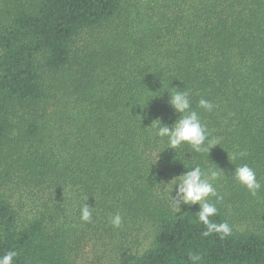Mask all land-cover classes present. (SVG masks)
<instances>
[{"label": "trees", "instance_id": "obj_1", "mask_svg": "<svg viewBox=\"0 0 264 264\" xmlns=\"http://www.w3.org/2000/svg\"><path fill=\"white\" fill-rule=\"evenodd\" d=\"M173 87L219 138L209 154L155 135L156 120L178 118ZM236 150L247 155L232 161ZM213 163L225 175L211 219L233 229L223 239L201 235L198 205L176 212L165 194ZM240 164L262 184L255 196L234 179ZM9 250L14 264H192L190 253L264 264V0H0V255Z\"/></svg>", "mask_w": 264, "mask_h": 264}, {"label": "clouds", "instance_id": "obj_2", "mask_svg": "<svg viewBox=\"0 0 264 264\" xmlns=\"http://www.w3.org/2000/svg\"><path fill=\"white\" fill-rule=\"evenodd\" d=\"M174 89L171 94L167 92L169 96L167 103L178 114V118L170 126L156 120L155 135L167 139L166 148L178 150L187 145L193 152L203 151L209 154L210 149L219 144V138L213 137L208 132L199 112L192 108L189 92ZM197 107L206 112H212L216 106L210 100L200 98L197 101ZM184 153L185 151L182 152V156ZM246 155V151L236 150L232 152L231 160L236 161ZM222 175L225 174L217 165L214 168H202L200 165H196L185 173L174 177L170 185L165 184L168 185L165 194L170 198V203L176 212L181 210L182 205H198V211L194 213V221L204 226L205 230L201 233L203 237L217 233L223 239L232 235V226L227 221L216 222L211 219L218 214L217 203L222 199L218 196L215 187V183ZM234 179L253 196L262 188L255 170L248 164H240L235 167ZM173 190L175 195H171ZM209 197H216V203L211 202ZM80 219L84 222L92 220V207L86 203L80 208ZM110 223L114 228H120L123 224V217L119 212H116L111 216ZM18 256L17 251L9 250L0 255V264H14L15 258ZM189 259L192 264H198L201 261V256L190 253Z\"/></svg>", "mask_w": 264, "mask_h": 264}, {"label": "rangeland", "instance_id": "obj_3", "mask_svg": "<svg viewBox=\"0 0 264 264\" xmlns=\"http://www.w3.org/2000/svg\"><path fill=\"white\" fill-rule=\"evenodd\" d=\"M147 244H148V243H146L145 246H147ZM145 246H144V247H145Z\"/></svg>", "mask_w": 264, "mask_h": 264}]
</instances>
